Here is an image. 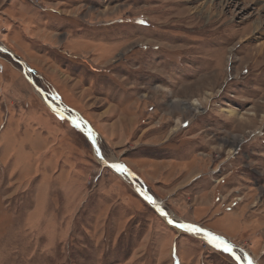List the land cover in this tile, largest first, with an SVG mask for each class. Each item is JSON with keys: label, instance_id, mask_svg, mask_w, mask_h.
<instances>
[{"label": "rangeland", "instance_id": "374dc122", "mask_svg": "<svg viewBox=\"0 0 264 264\" xmlns=\"http://www.w3.org/2000/svg\"><path fill=\"white\" fill-rule=\"evenodd\" d=\"M250 262L264 0H0V264Z\"/></svg>", "mask_w": 264, "mask_h": 264}, {"label": "snow or ice", "instance_id": "6c2138e0", "mask_svg": "<svg viewBox=\"0 0 264 264\" xmlns=\"http://www.w3.org/2000/svg\"><path fill=\"white\" fill-rule=\"evenodd\" d=\"M141 22L143 23V21H141ZM113 167L117 171H120V172H126L127 171L126 168L120 164H115V165H113ZM146 199H148L150 202L154 203V201H151L150 197H146ZM163 214L166 215V213H163ZM169 223H173V222L169 221ZM176 227L184 229V230L189 231V232H195V233L204 232L203 229L196 228L193 225L177 224ZM204 234H205V237L207 238L208 243L213 244L214 247H216L219 250H222L223 252L233 254V249L231 248V246L228 243H226L225 241H223L220 237L214 236L213 234L208 233V232H204ZM237 259H238V257H237ZM250 264H251V262H250Z\"/></svg>", "mask_w": 264, "mask_h": 264}, {"label": "bare ground", "instance_id": "6f19581e", "mask_svg": "<svg viewBox=\"0 0 264 264\" xmlns=\"http://www.w3.org/2000/svg\"><path fill=\"white\" fill-rule=\"evenodd\" d=\"M255 28H259V26H256ZM192 104L194 105V106H199L200 105V102H199V100H197V99H195V100H193L192 101ZM53 105V104H52ZM54 106V105H53ZM55 107V106H54ZM56 108V107H55ZM60 111V110H59ZM232 111V110H231ZM60 112H62V111H60ZM90 130V129H89ZM91 131V130H90ZM89 135H90V137L92 138V139H95L94 138V136L92 135V134H90L89 133ZM97 146V145H96ZM111 164L112 165H115V164H120V162H118L117 160L115 161V160H111ZM120 165H122V164H120ZM124 166V165H123ZM125 167V166H124ZM126 168V167H125ZM126 172H127V174L128 175H130V170L129 169H127L126 168ZM131 176H132V174H131ZM150 198H151V201H154V203L153 202H151V203H153V205L154 206H156L159 210H160V212L163 214V213H166L164 210H162V202H160V200L159 199H157V198H155V197H153V196H149ZM164 215V214H163ZM164 217H165V219L169 222V221H172L173 223H170V224H173V225H177V224H187V225H191L190 223H180V222H177V220L175 219V216L172 214V213H169V214H167L166 213V215H164ZM193 226H195V225H193ZM196 228H200V229H203L204 230V232H208V233H211V234H213L209 229H206V228H203V227H199V226H195ZM204 232H200V233H195V232H193L194 234H196L197 236H200V237H202V238H205V239H207L206 237H205V234H204ZM214 236H216L215 234H213ZM224 241V240H223ZM227 243V242H226ZM234 252V251H233ZM235 255V254H234ZM235 256H237L238 257V255H235ZM250 264V263H249ZM252 264V263H251Z\"/></svg>", "mask_w": 264, "mask_h": 264}]
</instances>
